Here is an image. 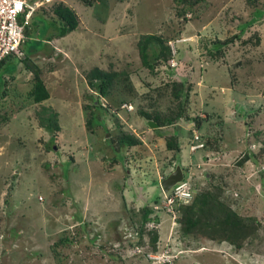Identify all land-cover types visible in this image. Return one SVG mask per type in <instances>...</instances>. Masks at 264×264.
<instances>
[{
    "label": "rangeland",
    "instance_id": "374dc122",
    "mask_svg": "<svg viewBox=\"0 0 264 264\" xmlns=\"http://www.w3.org/2000/svg\"><path fill=\"white\" fill-rule=\"evenodd\" d=\"M59 2L72 8L78 25L49 40ZM98 2H44L30 19L24 57L0 82V264H264V153L257 163L244 158L264 142V0H203L184 17L172 0ZM142 34L160 35L180 51L170 66L191 82L189 117L159 129L177 136V152L141 117L137 102H124L132 109L120 103L169 79L166 67L151 75L142 66ZM215 41L223 45L217 59L207 54ZM94 67L127 76L97 96L102 108H88ZM34 68L50 94L41 103L29 97ZM42 106L58 115L52 133L39 122ZM116 121L141 140L122 149L123 163ZM198 136L216 139L223 152L197 149ZM177 162L190 188L221 184L240 215L258 220L257 237L239 250L182 237L161 184ZM143 206L152 212L139 244L133 211Z\"/></svg>",
    "mask_w": 264,
    "mask_h": 264
},
{
    "label": "trees",
    "instance_id": "16d2710c",
    "mask_svg": "<svg viewBox=\"0 0 264 264\" xmlns=\"http://www.w3.org/2000/svg\"><path fill=\"white\" fill-rule=\"evenodd\" d=\"M88 1V0H85ZM100 1L98 3H104L105 0H95ZM203 0H172L171 7L176 11V14L180 17H184L187 12H192L195 6ZM97 3V5H98ZM91 4V2H90ZM55 17L52 18L50 23V32L48 39L60 38L67 35L69 32L74 30L78 25V17L76 13L69 6L59 2L55 4L52 9ZM26 33L29 34L28 28ZM259 39L257 38V42ZM227 44L226 42H224ZM207 54L211 58H221L222 43L213 42L209 47L207 45ZM36 47L34 45L30 46V51L34 50ZM137 48L140 56L142 66L145 67L151 75L156 74L159 67H166L165 70L169 76V79L164 80L154 86L149 84L151 91H146L142 96L137 94L132 96H127L123 98L120 103L126 101L137 102V109L139 114L144 120H152L157 123L158 128H155L159 136H164L166 140V147L168 149L179 151L181 149L178 143V138L176 135L168 136L164 135L161 129L162 127L175 125L183 118H188L189 110V92H190V81L188 77L178 75L177 72L170 66L171 60L175 58V54L180 53L172 51L168 40L162 38L157 34H142L137 41ZM26 56L28 54L26 53ZM24 55L21 57L23 58ZM177 57V56H176ZM180 57V56H179ZM6 59H9L8 64H4ZM0 62V82H3V76L5 74H12L16 70L15 59L12 57H7ZM20 59V58H19ZM25 60V59H23ZM32 67V66H31ZM167 67L169 69H167ZM33 86L29 91V97H31L32 102L41 103L42 101L50 97L49 91L40 76V71L38 68L33 69ZM124 73V72H121ZM120 72L107 71L99 67H94L92 70V85L93 91L96 96L92 97V102L88 104L89 107H99L102 108V104L98 101V95L107 96L112 90L115 89L114 85L118 81L127 80L126 75H122ZM188 82V83H187ZM46 108L42 106L41 112L38 114L39 122L48 132L52 133L54 129H59L60 125L57 119L56 112H45ZM130 113V112H129ZM91 117H94L91 114ZM97 123L96 119L88 121L90 125L92 123ZM202 120L196 118L194 125L197 128L201 127ZM115 131L118 136L116 144V152L119 161L123 163V150L124 148L132 147L141 143L139 137L135 136L131 132L123 128L122 124L117 121L115 123ZM122 126V127H121ZM117 128L118 132H117ZM160 129V130H159ZM54 139V136H51ZM194 144L198 145V148L202 150L211 149L217 154L223 152V150L218 145V141L213 139V141H208L209 137H195L193 138ZM257 146V151H248L245 154V159H253L257 163V156L264 153V142H260ZM197 148V149H198ZM123 149V150H122ZM121 157V158H120ZM122 159V160H121ZM207 180H209L206 174ZM261 185L264 188V170H261ZM188 183V180L185 179ZM189 185V184H188ZM190 187V186H189ZM224 188L221 184L210 183L207 187H192L190 188V197L188 199H177L172 204V209L174 212L178 213L176 222L179 225V233L182 237H191L194 239H204L210 246L221 245L222 243H227L232 249L239 250L247 245L250 240L257 237L260 223L255 218L242 216L236 211L234 206L230 205L226 200V196L223 195ZM225 197V198H224ZM133 216L137 215V222L133 223L136 225V229L139 234V240L137 243L143 244L142 237L145 232V224L151 219L150 214L152 208L141 207L140 214L133 211ZM78 223H81L80 221ZM153 229L149 233L150 236V249L151 251H156L157 242V232ZM150 230V229H149ZM67 240V238H64ZM59 245V244H55ZM146 249L145 252L150 251ZM148 250V251H147ZM54 252L58 254L57 250ZM169 260H165V264H169Z\"/></svg>",
    "mask_w": 264,
    "mask_h": 264
},
{
    "label": "built area",
    "instance_id": "2783aa9c",
    "mask_svg": "<svg viewBox=\"0 0 264 264\" xmlns=\"http://www.w3.org/2000/svg\"><path fill=\"white\" fill-rule=\"evenodd\" d=\"M48 0H0V62L7 57L21 58L26 29L35 10ZM123 106L127 108V104ZM132 109V105L129 104ZM190 187L186 181L175 184L166 197L168 204L177 199H188ZM171 211H173L171 207ZM168 260L167 258L163 261Z\"/></svg>",
    "mask_w": 264,
    "mask_h": 264
},
{
    "label": "water",
    "instance_id": "95a60500",
    "mask_svg": "<svg viewBox=\"0 0 264 264\" xmlns=\"http://www.w3.org/2000/svg\"><path fill=\"white\" fill-rule=\"evenodd\" d=\"M147 124L151 127L157 128L158 125L152 120H147ZM184 177V173L180 162L175 164L174 169L161 181L162 187L164 191H168L178 182L182 181Z\"/></svg>",
    "mask_w": 264,
    "mask_h": 264
},
{
    "label": "clouds",
    "instance_id": "9594fccd",
    "mask_svg": "<svg viewBox=\"0 0 264 264\" xmlns=\"http://www.w3.org/2000/svg\"><path fill=\"white\" fill-rule=\"evenodd\" d=\"M198 145H199V144H198ZM197 148H198V146H197ZM173 169H174V168H173ZM183 173H184V172H183ZM185 179H186V178H185V176H184V177H183V180L185 181ZM183 180H182V181H183ZM180 182H181V181H180Z\"/></svg>",
    "mask_w": 264,
    "mask_h": 264
},
{
    "label": "flooded vegetation",
    "instance_id": "af4514ba",
    "mask_svg": "<svg viewBox=\"0 0 264 264\" xmlns=\"http://www.w3.org/2000/svg\"><path fill=\"white\" fill-rule=\"evenodd\" d=\"M175 167V166H174ZM182 167V166H181ZM182 170H183V167H182ZM183 172H184V170H183Z\"/></svg>",
    "mask_w": 264,
    "mask_h": 264
}]
</instances>
